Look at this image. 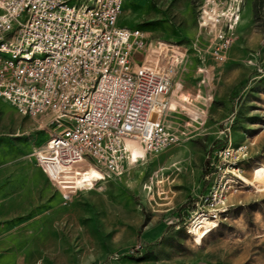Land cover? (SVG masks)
I'll return each mask as SVG.
<instances>
[{
    "label": "rangeland",
    "instance_id": "374dc122",
    "mask_svg": "<svg viewBox=\"0 0 264 264\" xmlns=\"http://www.w3.org/2000/svg\"><path fill=\"white\" fill-rule=\"evenodd\" d=\"M204 2L125 0L119 25L225 66L204 71L221 100H171L178 140L118 177L93 185L89 172L65 198L30 156L47 130L0 97V264H264V0L243 1L223 60L200 24ZM215 190L224 217L190 233L187 210Z\"/></svg>",
    "mask_w": 264,
    "mask_h": 264
},
{
    "label": "built area",
    "instance_id": "2783aa9c",
    "mask_svg": "<svg viewBox=\"0 0 264 264\" xmlns=\"http://www.w3.org/2000/svg\"><path fill=\"white\" fill-rule=\"evenodd\" d=\"M243 1L205 0L200 10L210 53L220 60L235 41ZM124 3L0 0V97L47 130L30 156L65 198L89 172L93 185L122 175L129 143L145 158L178 140L166 118L187 55L140 27L119 25ZM227 209L217 190L200 197L187 210L189 232L211 230Z\"/></svg>",
    "mask_w": 264,
    "mask_h": 264
},
{
    "label": "crops",
    "instance_id": "0c3cea01",
    "mask_svg": "<svg viewBox=\"0 0 264 264\" xmlns=\"http://www.w3.org/2000/svg\"><path fill=\"white\" fill-rule=\"evenodd\" d=\"M193 58L194 59H192V58L188 59L186 61V63L182 67L179 68L177 74H175L176 77L173 79L174 82H173L172 90L173 89L174 90L172 93L173 95H171L170 98H171V100H173V102L175 101V103H173L174 106H176V102L179 103V102L184 101L185 99H189V98H193L194 101H195V99L200 100V103L202 105H204L205 103L215 104L216 101L221 100V98H219L218 90H215L213 92V90L211 89V84L210 83L208 84L207 81L205 80L206 76H204V71L207 74H213L214 75L215 70L219 71V70H221V66L224 67L225 65L216 64L212 60L203 62L205 60L201 61L199 56H196ZM232 59H235V58H230L229 63L234 64V60H232ZM247 71H250V69L248 68ZM243 72H245V70H243ZM201 73H203V74H201ZM242 82H244V80ZM209 92L211 93V96H209ZM177 96H178V98H177ZM181 97H183V98H181ZM167 117H168V114H167ZM166 120H167V118H166ZM204 120H205V118H204ZM150 156L151 155L147 156L146 158H149ZM128 164H129V162H128ZM128 164H127V166H128ZM36 168L42 170L39 167H36Z\"/></svg>",
    "mask_w": 264,
    "mask_h": 264
},
{
    "label": "bare ground",
    "instance_id": "6f19581e",
    "mask_svg": "<svg viewBox=\"0 0 264 264\" xmlns=\"http://www.w3.org/2000/svg\"><path fill=\"white\" fill-rule=\"evenodd\" d=\"M129 146H130V160L131 161H136L143 156L142 148L138 144L131 142L129 143ZM206 228H207L206 232L210 231V229H208V226ZM197 236H200V234Z\"/></svg>",
    "mask_w": 264,
    "mask_h": 264
}]
</instances>
